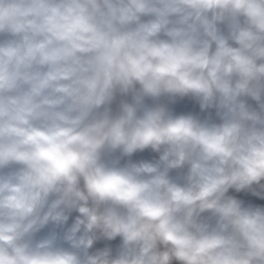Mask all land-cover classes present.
Masks as SVG:
<instances>
[{
	"label": "clouds",
	"instance_id": "obj_1",
	"mask_svg": "<svg viewBox=\"0 0 264 264\" xmlns=\"http://www.w3.org/2000/svg\"><path fill=\"white\" fill-rule=\"evenodd\" d=\"M0 264H264V0H0Z\"/></svg>",
	"mask_w": 264,
	"mask_h": 264
}]
</instances>
